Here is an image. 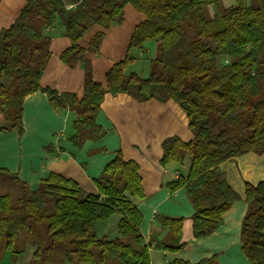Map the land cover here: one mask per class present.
Returning <instances> with one entry per match:
<instances>
[{
    "label": "trees",
    "instance_id": "obj_1",
    "mask_svg": "<svg viewBox=\"0 0 264 264\" xmlns=\"http://www.w3.org/2000/svg\"><path fill=\"white\" fill-rule=\"evenodd\" d=\"M2 0H0L1 2ZM26 0L13 24L0 33V133L24 134L23 103L37 91L56 109L75 114L69 140L80 149L106 135L97 118L107 94H127L137 102L174 101L186 114L191 141L170 137L163 142L161 165L176 164L186 173L167 184L171 193L184 190L193 206L194 240L215 233L223 215L241 201L222 166L250 153L264 154V0ZM131 5L145 16L129 41L126 56L94 80L86 53H97L104 33L89 49L81 46L96 26L110 28L124 21ZM209 7L214 8L210 15ZM60 25L71 46L64 65L83 64L82 95L58 93L42 86L51 58L47 30ZM155 44L150 73L132 70L133 50ZM98 195H87L74 180L50 174L31 191L17 175L0 168V262L4 252L15 260L19 242H32L30 264H151L150 248L140 226L138 202L145 198L139 165L118 151L95 179ZM20 187L17 197L8 184ZM247 212L242 221V252L251 264H264V181L245 183ZM120 214L115 239L96 234L98 221ZM168 231L155 248L170 253L187 250L184 218L156 215ZM170 264H193L174 260ZM196 264H218L214 255Z\"/></svg>",
    "mask_w": 264,
    "mask_h": 264
},
{
    "label": "crops",
    "instance_id": "obj_2",
    "mask_svg": "<svg viewBox=\"0 0 264 264\" xmlns=\"http://www.w3.org/2000/svg\"><path fill=\"white\" fill-rule=\"evenodd\" d=\"M68 9H74L77 0H64ZM250 3V0H246ZM26 0H2L0 2V33L10 27ZM236 4V0H223L224 7ZM210 15L214 14L211 12ZM145 16L131 5L124 9V21L110 28L96 26L81 41L84 49L97 33H104V39L97 53H86V59L93 66L94 80L106 84L105 76L114 65L126 56L128 44L135 27ZM51 37V58L43 74L42 86L58 93L73 92L81 96L84 85L83 64L74 67L64 65L62 54L70 48L71 42L63 34V28L56 25L47 30ZM135 61L132 70L142 77L150 73V61L155 56V44L149 43L144 51L133 50ZM136 65L140 66L136 70ZM24 134L17 131L0 133V168L17 175L31 191H36L40 181L50 174H59L74 180L87 195H98L95 185L105 167L122 151L125 158L135 161L140 167L145 198L138 209L143 220L140 226L145 244H151V264H170L174 260H185L196 264L214 255L218 264H251L242 252L241 228L247 212L245 183L257 184L264 181V154H247L222 166L231 187L241 201L231 206L222 217L219 229L212 235L194 240L192 217L193 206L184 190L171 193L167 184L186 173L176 164L161 165L163 142L170 137H179L185 142L193 139L188 118L174 102L150 100L137 102L127 94H107L101 105L97 123L105 129L106 135L97 142L86 141L82 148H76L69 137L73 133L75 114L66 109L51 106L45 93L37 91L28 95L23 103ZM156 215L184 218L183 242L191 246L182 252L170 253L155 248L168 231L156 220ZM122 216L114 214L107 221L95 225L99 237L115 239L119 234ZM22 253L14 260L12 253L3 254L0 264H30L36 247L32 242H19Z\"/></svg>",
    "mask_w": 264,
    "mask_h": 264
},
{
    "label": "rangeland",
    "instance_id": "obj_3",
    "mask_svg": "<svg viewBox=\"0 0 264 264\" xmlns=\"http://www.w3.org/2000/svg\"><path fill=\"white\" fill-rule=\"evenodd\" d=\"M248 2H249V0H248ZM212 11H214V8H211V12ZM209 13H210V11H209ZM135 68H136V70H139L140 66L136 65ZM5 191H9L14 195V197H17L20 194V187L17 185H14L13 183H9L8 184V190L6 189V186H5V188L2 189V192H5Z\"/></svg>",
    "mask_w": 264,
    "mask_h": 264
}]
</instances>
